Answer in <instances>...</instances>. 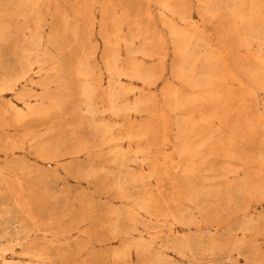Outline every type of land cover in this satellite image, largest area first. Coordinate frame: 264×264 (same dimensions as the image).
<instances>
[{
  "label": "bare ground",
  "instance_id": "bare-ground-1",
  "mask_svg": "<svg viewBox=\"0 0 264 264\" xmlns=\"http://www.w3.org/2000/svg\"><path fill=\"white\" fill-rule=\"evenodd\" d=\"M41 2L23 1L19 13L23 15L24 8ZM198 2L202 21L201 17L205 15L229 19V30L238 37L239 45L245 51L239 54L240 58L227 47L215 46L204 32L202 21L193 20L191 14L181 9L180 1H159L162 23L175 40L178 61L173 67V83H181L190 90V93L184 94L176 86H167L163 92L168 99L169 112L179 108L186 110V115L177 116L173 121V139L167 135L171 131L169 116L163 109L156 110L154 94L142 89L136 94L135 87L125 84L126 79H137L149 88L157 77L141 61L128 59V55L153 57V50L148 47V42L152 41L151 32L148 37L143 35L147 31L138 29L130 32L129 37L120 34L119 25L125 23L122 16L118 17L117 28L102 37L104 46L100 57L107 73L104 87L96 77L97 65L93 61L99 51L96 46L84 50L71 69L79 80L74 92L62 78L64 64L60 58L62 48L59 39L51 31L46 35L43 33L39 18L25 36L16 67L5 64L0 58V264H23L8 259L4 253L15 246L21 247V254L37 264H44L48 258V241L31 238L34 217L31 179L34 177L36 183H41L52 172L30 166L31 146H35L41 157H44L42 153L50 152L51 158L57 162L62 153L75 155L83 149H79L74 142L70 148H63L65 141L59 132L49 142H39L38 137L43 133L34 135L31 123L40 124L39 121L51 113L64 114L68 106L73 113L81 111L85 114L89 118L88 127L111 146L109 152L115 166L112 172L116 177L114 183L121 199L127 203L123 208L109 211L112 219L107 227L111 234L108 238L118 241V245L104 249L98 254L99 258L109 259L114 264H182L185 261L208 264L206 258L210 255L216 259L225 258V263L230 264L233 263V251L246 250L248 264H264L262 254L251 241L252 234L261 226L259 218L246 214L237 227L241 231L240 236L231 227L218 232L219 220L215 221L214 228L201 227L208 217L216 218L215 213L209 212L213 204L221 201L238 204L245 195L264 197V175L258 172L259 180L251 184L243 177H235L238 169L231 165L221 172H213L209 155L225 151L223 153L233 157V152L224 149L228 142L226 145L222 141L209 145L216 131L207 130L209 119L217 117L219 122L223 121L216 109L224 100L247 99L252 102L255 101L254 89L264 91V0ZM2 36L0 29V45ZM33 73L37 79H33ZM32 83L38 86L34 88ZM234 88L239 89L241 94L233 95L230 89ZM6 93L12 94L13 99L5 100ZM131 93L136 96L131 98ZM207 105L213 108L209 112L205 109ZM130 112L146 113L151 122L114 124L104 118L111 115L124 119V115ZM242 115V111H236L237 118ZM235 126L238 129V125ZM245 126L264 131V106ZM118 127L120 130L115 133ZM159 132L162 134V145L167 143L171 149V162L174 164L170 183L179 188L181 199L186 202L184 207H180L176 199L161 204L156 196L147 191L140 196L127 192V185L141 182L144 177L152 178L156 183L161 181L157 170L161 151L156 143L148 140L149 135L157 137ZM238 136V133L233 135L230 142H237ZM144 140L146 144L141 145ZM260 143L264 144V132ZM133 145L136 147L133 148ZM129 161L138 165L139 169L130 168ZM145 164L148 170L144 169ZM198 176L203 182H197ZM223 177L227 181L221 186L207 183L208 179ZM169 219L171 224L181 225V230L172 227L163 230L162 225ZM42 234L46 238V234Z\"/></svg>",
  "mask_w": 264,
  "mask_h": 264
},
{
  "label": "rangeland",
  "instance_id": "rangeland-1",
  "mask_svg": "<svg viewBox=\"0 0 264 264\" xmlns=\"http://www.w3.org/2000/svg\"><path fill=\"white\" fill-rule=\"evenodd\" d=\"M23 1L29 0H0V29L3 31L0 45L1 60L9 66L16 67L19 49L25 43V36L30 29H33L36 19L39 18V27L43 29V33L46 35L48 31H51L52 35L59 39L58 42L62 48L60 58L64 64L62 78L70 84L74 92L77 90L79 80L71 73V69L84 50L96 46L99 48L93 59L97 65L96 77L103 87L107 84V73L102 67L100 57L101 49L104 46L102 37L117 28L118 17L122 16L125 20V23L119 25L120 34L129 37L130 32L138 29L141 32L147 31L143 35L148 37L151 32L152 41L148 42V47L153 50V57L142 58L128 55V59L134 58L141 61L143 66L152 69L157 79L149 88L143 86L137 79L124 80L125 84L137 89L136 94L139 89L154 94L156 110L163 109L169 116L171 131L167 135L170 139L174 138L173 121L177 116L186 115V110L179 108L169 112L168 99L166 95L163 96V92L167 86H176L184 94L190 93V90L181 83H173V67L178 59L175 52V40L162 23L160 0H42L41 3L24 8L22 15L19 11L20 3ZM175 1L182 3L181 9L185 10L187 14H191L193 20L202 21L198 0ZM201 18L203 19L201 24H203L204 32L212 43L215 46L227 47L229 51L236 52L240 57L239 54L243 53L245 49L239 45L238 37L229 30L231 28L229 19L226 17L216 19L207 15ZM101 22L102 27H100ZM249 49L251 50V46ZM32 75L33 79L38 78L35 73ZM32 86L36 88L38 85L32 83ZM230 90L233 95L241 94L237 88ZM263 92L262 89H254L255 101L252 100V102L247 99L224 100L216 109L218 116L223 121L219 122L217 117L208 120L207 130L216 131L210 139L209 145H216L219 141L226 145L228 142L224 149L233 152V157L223 153L225 151L209 155V163L214 166L213 172H221L224 167L231 165L238 169V175L235 177H243L250 184L259 180L257 172L264 175V144L260 143L264 131L261 128L251 130L245 126L252 116L262 111ZM222 93L226 94V91H222ZM136 94L131 93L130 97L133 98ZM8 98L13 99V95L6 93L4 99ZM150 106L152 107V105ZM205 107L207 112L213 109L210 105ZM72 110L68 106L64 114L51 113L39 121L40 124L31 123L34 135L43 133L38 137L39 142H49L59 132L65 141L63 148H70L74 142L79 149H83L75 155L62 153L57 162L51 158L50 152L42 153L44 157H41L35 151V146H31L28 158L30 166L33 169L36 167L46 168L52 172L44 182L36 183L34 177L31 179V205L34 210L31 238L41 242L48 241L50 249L44 264H114L109 259L99 258L98 254L106 248L118 245V241L113 242V239L108 238L111 234L107 227L112 219L109 211L123 208L127 203L121 199L117 185L114 183L116 177L112 174L115 171V166L111 162L109 152L111 146L88 127L89 118L85 114L81 111L73 113ZM239 110L243 112V115L237 118L236 111ZM104 118L114 124L132 122L137 125L151 122L146 113H126L124 119H117L111 115H106ZM235 124L238 125V129ZM48 127L51 128L45 132V128ZM119 130L118 127L114 132L118 133ZM237 133L238 141L231 143V138ZM148 140L156 143L161 151L157 160V170L161 181L156 183L154 179L144 177L141 182L127 185V192L140 196L147 191L156 196L161 204L171 203L176 199L179 206L184 207L186 202L183 198L181 199L179 188L170 183L169 177L173 173L174 164L171 162V149L167 143L162 145L163 140L160 132L157 137L149 135ZM145 144L146 140L141 145ZM123 147L125 149L126 144ZM134 147L136 145H133ZM162 151L167 155L166 157L163 156ZM58 154L60 153L58 152ZM173 159L176 160L175 156ZM129 163H131L130 168L139 169L138 165H134L131 161ZM148 168L145 164L144 169L148 170ZM168 172L169 174H167ZM196 180L198 183L203 182L199 176ZM225 181H227L225 177L211 178L207 180V183L221 186ZM209 212L215 213L216 218L208 217L206 222H202L201 227L214 228L215 221L219 220L218 232L231 227L239 236L241 231L237 227L246 214L259 218L261 226L257 228V232L252 234L251 241L255 243V247L264 258V197L245 195L238 204L221 201L213 204ZM171 227L179 230L182 228L179 224H171L170 219L162 225L163 230ZM42 232L46 234V238H43ZM21 250V247L15 246L5 250L4 253L8 259L13 261L37 264L35 261H30L28 256L21 254ZM12 253L14 256H9ZM247 253L246 250L243 252L233 251V263L230 264H248ZM206 260L208 264H227L225 258L216 259L210 255ZM182 264L191 263L185 261Z\"/></svg>",
  "mask_w": 264,
  "mask_h": 264
}]
</instances>
